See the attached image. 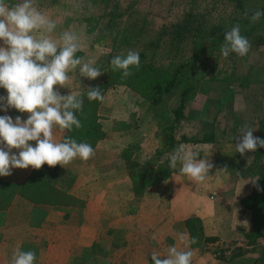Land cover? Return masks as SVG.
I'll use <instances>...</instances> for the list:
<instances>
[{"label": "crops", "instance_id": "crops-1", "mask_svg": "<svg viewBox=\"0 0 264 264\" xmlns=\"http://www.w3.org/2000/svg\"><path fill=\"white\" fill-rule=\"evenodd\" d=\"M56 2L36 0V5H57ZM44 14L57 24L51 37L59 39L64 31L75 32L82 45L76 56L95 61L93 66L102 72L95 80H89L81 77L77 68L69 73L67 88L55 86L61 95L75 92L83 96L86 88L108 75L105 60H97V42L101 40L89 38L95 37L88 28V21L95 15L90 18L86 13L70 10ZM124 89L123 85H112L98 112L76 113L80 119L95 118L93 128L97 136L93 141L88 140L83 128L74 127L70 132L54 129L58 141L71 137L89 143L95 150L92 158H76L65 168L45 164L39 170L12 169L11 176L0 177V264H11L16 248L35 251L36 264H153V252L163 258L172 245L185 250L186 242L179 239L180 234L187 240L193 237L187 216H179L173 206L171 212L178 219L175 215L166 217L168 208L164 204L168 190L178 193L182 187L179 166L154 183L151 178L147 180V175L130 174L125 155L131 153L132 158L141 162L135 141L142 138V128L132 124L136 102L131 92H122ZM0 96L6 97V90ZM4 115L13 119L19 115L26 120L29 114L10 108L0 111V116ZM155 132H149L144 139L153 141ZM130 139L136 140L131 143ZM30 143L35 146V142ZM142 143L140 151L147 146V142ZM13 152L18 154L16 149ZM215 174L210 170L209 177ZM187 190L188 197L193 198L194 190ZM192 204L189 200L190 207ZM157 213L169 220L154 221Z\"/></svg>", "mask_w": 264, "mask_h": 264}, {"label": "rangeland", "instance_id": "rangeland-1", "mask_svg": "<svg viewBox=\"0 0 264 264\" xmlns=\"http://www.w3.org/2000/svg\"><path fill=\"white\" fill-rule=\"evenodd\" d=\"M56 1L57 5L39 6L36 5L35 0V6L43 13L70 10L71 12L86 13L90 18L95 15L88 21V23L90 22L88 28L95 34V37H89L90 40L96 39L98 41L97 38L99 40H111L117 34V40L111 48H116L119 51V56H126L129 50H139L135 46L136 43L139 45V38L143 40L153 36L164 23L193 5L192 2H197L200 7L205 8V5L213 6L217 0H110L111 5L108 6L106 3L104 4V1L99 2V0ZM17 2L19 0H8L9 4ZM116 5L117 7H113ZM202 10L206 11V8ZM217 10L212 11L215 19L222 13ZM124 35H127L128 38L124 39ZM97 47L100 48L97 60L103 63V59L105 60L104 64L107 65L106 70L108 72V57L104 51H101V49L106 48L103 44L101 46L100 41L97 42ZM184 51L187 56L190 53V48L187 46ZM165 54L160 53L159 55H163L166 59ZM183 54L185 55L182 52ZM151 55L152 51H149L148 56ZM234 58V60L229 56L225 58L221 53H215V56L210 58V62H213L212 59H216L217 74L225 71L227 72L226 75L230 76L232 72H235L240 73L242 79L241 84H238L239 79L236 80L235 78L231 79L230 83H225L228 85L226 89L229 88L230 84L232 85L234 93L233 97L228 98L226 108L220 109L219 119L213 122L216 103L222 98L218 91V84H224L223 82L219 83L221 80L213 83L214 88L204 90L207 94L205 98L202 97L201 92L199 94L197 92L194 99L187 103V109L192 105L202 108L207 101L211 103V107L203 116L194 118L192 124L183 123L175 130L178 139L181 138L182 134H188L192 136V139L179 142L176 147L166 148L157 163L152 165V169L155 168V173L150 171L147 174V180L150 178L154 180V176L159 178L171 175L175 169L169 167V157L172 151L181 145L185 146L186 149L198 151L201 157L210 156L209 159L214 165L211 170L216 171V176L209 177L210 175H208L204 183L201 184L200 182L195 183L190 177L180 174V178L183 180L179 192L176 193L174 189L168 190L166 203L163 202L168 208L166 217L176 216V213L171 212V208L176 206L179 216L182 214L187 216L186 219L189 218L195 227L196 234L192 238H196L197 243L190 245V250L193 251L192 264H247L253 263L255 258L264 254L263 236L259 237L257 242L253 244H246L245 236V232L251 227V211L244 210L243 200L255 188L249 181L259 177V174H255L250 167L253 153L246 152L244 156L237 154L235 149L237 140L234 139V137L239 138L240 129L244 125L257 129V116L264 115V44L258 47L251 46L246 56L240 58L234 56ZM157 60H160L157 61L158 63H162L163 57L159 56ZM106 79L108 83L105 81V84L99 85L103 95L112 85H123L125 89L122 92L127 91V94L131 92V95L134 96L136 105L132 111L134 117L132 118L133 122L132 120L131 122L134 126L136 125L135 128H140V130L142 128L140 131L142 138L140 141H135L138 148L137 155L141 162L151 157L154 158L158 148H164L161 141L163 136L156 137L155 132L153 141L149 142L144 138L148 136L149 132L152 133L154 130L160 129L161 122L165 121L164 116L167 114L153 111L155 109L151 108L149 97L145 96L146 94L132 89L125 83L111 84L108 76L104 80ZM244 82H248V84L244 85ZM96 85H90L88 88H95ZM88 88L84 91L83 100L87 98ZM197 89L199 90V86ZM4 90L0 88V93ZM85 100L83 101V112L93 113L100 110L102 101H99L98 104L93 102L91 105V103H84ZM178 101L179 89L174 94L166 96L163 106L171 107ZM212 129L216 133L214 141H197L203 131L209 132ZM256 134L257 130L253 132L255 137ZM113 138L116 139L115 136ZM134 140L136 139H130L128 142L132 143ZM142 142H147V146H144L140 151ZM225 167L226 170H224ZM245 168L249 170L245 171ZM152 173L153 175H151ZM187 188L194 190L193 198L188 197ZM189 200L193 202L191 207ZM192 209L196 213H191ZM160 218L164 219L160 213L153 216L154 221H158ZM175 219L178 217L176 216ZM164 220L169 219L165 218ZM214 231L217 232L216 235ZM211 236L216 238H211ZM240 247L244 249V252L235 254L234 251H238ZM184 249L187 250L188 248L185 247ZM256 264H264V261L259 260Z\"/></svg>", "mask_w": 264, "mask_h": 264}, {"label": "clouds", "instance_id": "clouds-1", "mask_svg": "<svg viewBox=\"0 0 264 264\" xmlns=\"http://www.w3.org/2000/svg\"><path fill=\"white\" fill-rule=\"evenodd\" d=\"M248 17L247 11L244 13ZM264 17V11L256 10L250 21L258 22ZM57 24L35 6V0H19L9 4L0 0V88L7 96H0V111L15 109L29 114L24 120L9 115L0 116V177L12 175V169L39 170L43 165H60L65 168L74 159L87 161L95 155L94 148L86 142H77L67 137L61 141L55 138L54 129L72 131L83 127L77 112L83 111V98L71 92L61 95L58 88H67L69 73L79 69L81 77L95 80L102 72L94 67L95 61H84L76 53L82 50L79 36L72 31H64L59 39H53L51 33ZM39 33V35H38ZM251 49L249 40L241 35L240 25H234L226 31L221 54L227 58L230 53L239 57L246 56ZM113 71L122 72V79L130 77L132 68L140 67V55L129 50L126 56H115L110 61ZM89 101H102L103 92L99 86L87 89ZM256 128L244 125L240 129L235 143L236 152L244 156L246 152H256L264 148V139L255 137ZM35 142V146L32 143ZM18 150V154L13 152ZM209 155L201 157L198 151L186 149L181 145L175 148L169 157V167L193 179L203 182L214 167ZM227 168L225 167L224 170ZM249 182L260 189L257 181ZM155 239V237H153ZM179 239L189 250H178L172 245L163 258L156 252L151 253L153 264H192L191 244L197 239L187 240L184 234ZM33 250H13L11 264H36Z\"/></svg>", "mask_w": 264, "mask_h": 264}, {"label": "trees", "instance_id": "trees-1", "mask_svg": "<svg viewBox=\"0 0 264 264\" xmlns=\"http://www.w3.org/2000/svg\"><path fill=\"white\" fill-rule=\"evenodd\" d=\"M100 1H104L106 6L111 5L110 0ZM214 3L213 6L205 5V11L202 10L205 8L200 7L197 2H192L193 5L164 23L153 36L146 37L143 40L139 38V45L136 43L135 46L139 48L137 52L140 55V67L138 70L132 68L133 74L125 79L121 78L122 72L113 71L110 64L111 59L119 55V51L116 48H111L112 44L117 40V34L111 40H101L106 48L103 49L104 54L107 55L109 61L107 75L108 80L111 77L109 83H125L132 89L144 95L146 94L145 96L149 97L151 108L155 109H152L153 111L167 114V116H164L165 121L161 122L160 129L156 131V137L163 136L161 141L164 148H158L154 158L151 157L144 162H140L132 158L131 153L125 155L130 174L134 177L145 176L150 171L155 173V168L152 169V165L157 163L166 148L176 147L179 142L192 139V136L188 134H182L181 138L178 139L175 130L183 123L192 124L194 118L203 116L211 107L210 101L206 102L205 100L204 103H206L202 108L192 105L193 107L190 106L187 109L188 101L194 99L197 92L198 94L201 92L202 97L205 98L207 96L204 92L205 89L214 88L215 85L213 83L219 80H221L219 83H224L222 85L218 84V91L222 98L216 103V110L213 116L214 122L219 119L220 109L226 108L225 105L228 98L233 97L232 85L230 84L229 88L226 89L228 85L225 83H230L231 79L234 78L236 80L239 79L238 84L242 83L240 73L232 72L230 76H227V72L221 71V73L217 74L216 59H212L213 62H210V58L214 57L215 53H221V46L224 44L226 31L238 24L240 25L241 35L249 40L252 47L264 44V17H261L255 23L250 21L254 11H264V0H217ZM113 7H117V5ZM214 10L222 12L217 19H215V15L212 12ZM245 11H247L249 18H245ZM127 38L128 36L124 35V39ZM187 46L190 48V53L186 56L184 50H186ZM149 51H152L150 57L148 56ZM182 52L185 55H182ZM160 53L163 55L166 53V59H164L163 55H159ZM159 56L163 57L162 63L157 62L160 61L157 60ZM234 56L237 55L235 53L229 54V57H232L233 60L235 59ZM105 81L107 79L100 81L96 86L105 84ZM247 84L248 82H244V85ZM198 86L199 90L197 89ZM177 89H179V101L171 107L163 106L166 96L174 94ZM93 102L98 104L99 101H89L86 98L84 103H91L92 105ZM78 118L80 119V117ZM80 120L83 125L82 128L86 132V137L88 140L93 141L94 137L97 136L93 128L96 126L94 124L95 118L83 116V119ZM256 124V137L264 139V115L257 116ZM215 139L216 133L212 129L209 132L203 131L197 141L208 142ZM250 167L255 174H259L257 184L260 189H264V148H258L253 153ZM244 170L248 171L249 169L245 168ZM154 177V180L152 179L153 182L162 178ZM243 201L244 210L248 209L251 211V227L245 232L246 244H253L257 242L259 237H264V191H258L255 187ZM187 224L192 236L195 235V227L189 218H187ZM211 238L215 239L216 237L211 236ZM243 252L244 249L241 247L238 248V251H234L235 254ZM259 260L264 261V254L255 258L253 263L247 264H256Z\"/></svg>", "mask_w": 264, "mask_h": 264}]
</instances>
